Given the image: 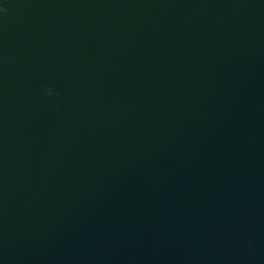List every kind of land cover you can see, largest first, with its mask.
<instances>
[{"label":"clouds","instance_id":"1","mask_svg":"<svg viewBox=\"0 0 264 264\" xmlns=\"http://www.w3.org/2000/svg\"><path fill=\"white\" fill-rule=\"evenodd\" d=\"M51 93V90L49 89V94Z\"/></svg>","mask_w":264,"mask_h":264}]
</instances>
